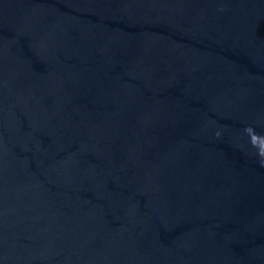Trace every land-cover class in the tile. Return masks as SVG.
Here are the masks:
<instances>
[{"label": "water", "instance_id": "1", "mask_svg": "<svg viewBox=\"0 0 264 264\" xmlns=\"http://www.w3.org/2000/svg\"><path fill=\"white\" fill-rule=\"evenodd\" d=\"M0 264H264V0H0Z\"/></svg>", "mask_w": 264, "mask_h": 264}]
</instances>
